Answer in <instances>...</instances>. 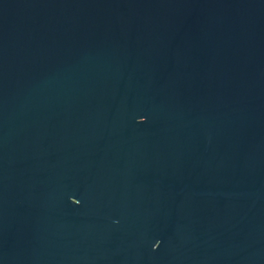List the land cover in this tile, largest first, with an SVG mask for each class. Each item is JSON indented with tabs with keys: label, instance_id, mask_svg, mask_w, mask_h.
<instances>
[{
	"label": "water",
	"instance_id": "1",
	"mask_svg": "<svg viewBox=\"0 0 264 264\" xmlns=\"http://www.w3.org/2000/svg\"><path fill=\"white\" fill-rule=\"evenodd\" d=\"M0 264H264V0H0Z\"/></svg>",
	"mask_w": 264,
	"mask_h": 264
}]
</instances>
